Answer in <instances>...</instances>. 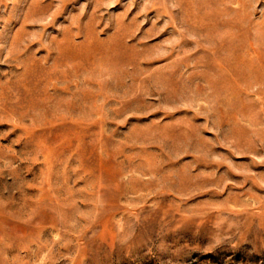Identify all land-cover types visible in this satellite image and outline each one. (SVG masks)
<instances>
[{
	"label": "rangeland",
	"instance_id": "rangeland-1",
	"mask_svg": "<svg viewBox=\"0 0 264 264\" xmlns=\"http://www.w3.org/2000/svg\"><path fill=\"white\" fill-rule=\"evenodd\" d=\"M0 264H264V0H0Z\"/></svg>",
	"mask_w": 264,
	"mask_h": 264
}]
</instances>
